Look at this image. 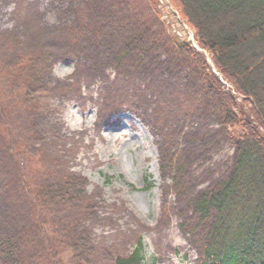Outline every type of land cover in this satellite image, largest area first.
<instances>
[{"label":"rangeland","instance_id":"1","mask_svg":"<svg viewBox=\"0 0 264 264\" xmlns=\"http://www.w3.org/2000/svg\"><path fill=\"white\" fill-rule=\"evenodd\" d=\"M157 3L159 19L146 0H0V237L21 238V264H112L138 235L143 264H201L192 201L228 173L235 146L223 110L175 49L174 37L193 45L195 30L166 0ZM112 5L147 21L142 30L154 49L119 63L104 36L70 51L82 21ZM28 54L32 84L21 87L4 67ZM56 164L86 179L83 193H63L43 174ZM38 184L51 188L33 204L28 195ZM39 227L34 248L31 230Z\"/></svg>","mask_w":264,"mask_h":264},{"label":"trees","instance_id":"2","mask_svg":"<svg viewBox=\"0 0 264 264\" xmlns=\"http://www.w3.org/2000/svg\"><path fill=\"white\" fill-rule=\"evenodd\" d=\"M146 2L159 19L157 0ZM170 2L195 30L196 42L205 53L177 37L173 38L175 49L194 64L205 98L223 110L221 123L235 146L228 173L192 201L199 216L198 227L202 226L203 231L201 264H264V0ZM112 8L101 17L91 16L88 23L81 20L83 26L74 33L70 51L79 53L90 40L102 41L104 36L111 37L114 59L119 63L131 54L142 58L154 49V43L142 30L147 21L137 11L113 5ZM96 11L104 14L105 9L98 6ZM86 29L89 31L85 34ZM4 68L13 72L14 81L22 79L19 86L32 84V54L22 55ZM217 73L232 84L242 101L224 88ZM235 125H239L240 132ZM180 170L181 167L176 168V172ZM42 171L57 180L61 192L70 195L75 186H81L80 194L84 192L86 179L58 164L53 172ZM24 186L27 190L28 184ZM49 188L50 185H36L29 200L35 204L47 196ZM90 207V200H86L81 213H88ZM39 230L40 227L31 230L34 248L38 246ZM22 246L23 241L15 235L0 237V264H21ZM144 260L143 237L138 235L133 248L126 254L114 255L112 264H143Z\"/></svg>","mask_w":264,"mask_h":264},{"label":"bare ground","instance_id":"3","mask_svg":"<svg viewBox=\"0 0 264 264\" xmlns=\"http://www.w3.org/2000/svg\"><path fill=\"white\" fill-rule=\"evenodd\" d=\"M87 106H88L89 109L94 108V105H92V104H88ZM127 123H128L132 128H133V127H137L136 124H135L132 120H127V121H126V124H127ZM122 130H123V129H122ZM120 133H121V134H120L119 137L117 138V141H121V140H123L124 137L128 135L126 131H125V132H120ZM122 133H125V134H122ZM102 137H103V141H104V140H105V136H104V135H103V136H102V135H101V136H98V140H99V141H102V139H101ZM106 137H108V136H106ZM90 139L93 140V139H95V138H94L93 135H91V136H90Z\"/></svg>","mask_w":264,"mask_h":264},{"label":"clouds","instance_id":"4","mask_svg":"<svg viewBox=\"0 0 264 264\" xmlns=\"http://www.w3.org/2000/svg\"><path fill=\"white\" fill-rule=\"evenodd\" d=\"M46 18L49 20L50 23L55 22V15L53 13H49Z\"/></svg>","mask_w":264,"mask_h":264}]
</instances>
